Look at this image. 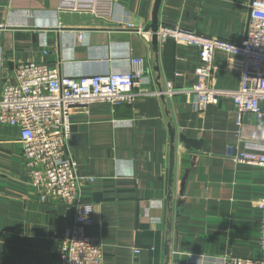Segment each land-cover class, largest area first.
I'll return each instance as SVG.
<instances>
[{"label":"crops","instance_id":"0c3cea01","mask_svg":"<svg viewBox=\"0 0 264 264\" xmlns=\"http://www.w3.org/2000/svg\"><path fill=\"white\" fill-rule=\"evenodd\" d=\"M154 1L0 0V92L20 62L45 61L81 77L128 72L142 59L144 95L92 103L70 119V154L78 174L91 179L79 190L94 205L86 232L101 238L103 263L258 258L263 171L226 151L262 139V122L245 113L238 127L229 98L195 109L197 49L172 39L154 47L147 30ZM248 2L161 0L158 24L237 42L246 34ZM213 64L214 86L239 87V57L217 50ZM72 219L61 201L38 199L19 129L0 124V264H62L60 234Z\"/></svg>","mask_w":264,"mask_h":264},{"label":"built area","instance_id":"2783aa9c","mask_svg":"<svg viewBox=\"0 0 264 264\" xmlns=\"http://www.w3.org/2000/svg\"><path fill=\"white\" fill-rule=\"evenodd\" d=\"M161 42L172 39L195 47L199 66L191 88L195 109L204 111L229 98L238 127L249 113L261 121L262 139L244 141V148L230 146L226 156L235 163L258 165L263 171L264 189V0H249L245 37L237 42L197 33L180 26H162ZM81 37V34L79 35ZM220 50L239 57L240 82L237 89L212 84L213 55ZM143 60L133 59L128 72L67 77L45 61L29 60L16 65L0 92V124L16 126L30 185L38 199L59 200L73 212L72 223L60 234L58 256L62 264H104L101 238L88 234L94 222V205L81 201L80 187L90 178L77 172L69 150L70 119L73 113H87L92 103L117 105L145 94L140 87ZM170 86V84H168ZM256 206L261 210L258 258H222L223 264H264V193ZM139 249H134L138 253ZM178 264V263H174Z\"/></svg>","mask_w":264,"mask_h":264},{"label":"water","instance_id":"95a60500","mask_svg":"<svg viewBox=\"0 0 264 264\" xmlns=\"http://www.w3.org/2000/svg\"><path fill=\"white\" fill-rule=\"evenodd\" d=\"M160 1L161 0H155L154 1L152 14H151V21L147 25V30L150 29L151 40H152V43H153L155 48L157 47V34H156V32H157V30L159 28L157 15H158V9H159V6H160ZM170 134H171V140L173 141L174 140V132H173V130L170 131ZM180 139L182 141H184L185 143L187 142L184 139V137H182V136L180 137ZM186 147H188L187 143H186Z\"/></svg>","mask_w":264,"mask_h":264}]
</instances>
